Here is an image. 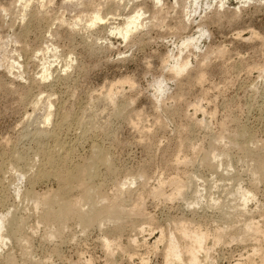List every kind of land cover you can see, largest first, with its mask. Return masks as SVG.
Segmentation results:
<instances>
[{"label": "rangeland", "instance_id": "rangeland-1", "mask_svg": "<svg viewBox=\"0 0 264 264\" xmlns=\"http://www.w3.org/2000/svg\"><path fill=\"white\" fill-rule=\"evenodd\" d=\"M91 1L0 0V195L6 201L0 203V215L24 219L25 233L17 244L6 239L0 258L9 252L18 264H164L169 235L179 238L185 227H199L211 244L207 257L199 253L202 264H262L264 235L236 232L249 222L264 231V175L254 173L251 159H239L228 136L244 125L251 134L249 146H258L264 155V71L258 74L264 67V0L201 3L193 11L188 0L158 5L95 0L102 15L103 3L110 1L107 21L88 27L86 4ZM140 3L163 13L150 19L144 12V24L126 39L109 32V25L120 26ZM199 24L206 27L200 40L180 46ZM218 47H224L222 55ZM166 53L173 60L163 61ZM178 55L190 63L174 76L169 65ZM42 63L50 71L44 79ZM199 72L203 80L197 82ZM157 80L164 81L160 91ZM109 84L117 92L103 111L97 100ZM122 101L127 102L123 112L113 115L109 109ZM47 111L51 120L69 111L68 126L59 136L72 145V162L87 159L92 143L108 149L115 173L106 176L101 168L102 203L114 202L124 212L95 213L85 229L72 218L54 232L42 222L41 208L22 199L29 187L36 194L57 187L54 179L30 184L29 172L26 177L14 172L22 166L14 162L15 154L35 160L37 142L50 144L35 134L40 127L52 128V122H41ZM96 117L102 129L87 130V118ZM211 148L229 153L211 161L214 172L201 164ZM11 162L18 163L12 164L14 170L7 169ZM190 173L194 183L188 188ZM239 185L256 192L244 208L233 194ZM170 193L172 198H166ZM185 197L192 202L185 203ZM220 207L230 214L221 215ZM216 230L222 236L218 243ZM160 232L162 242L156 246ZM103 235L111 240L107 247L101 244Z\"/></svg>", "mask_w": 264, "mask_h": 264}, {"label": "bare ground", "instance_id": "bare-ground-1", "mask_svg": "<svg viewBox=\"0 0 264 264\" xmlns=\"http://www.w3.org/2000/svg\"><path fill=\"white\" fill-rule=\"evenodd\" d=\"M160 1L161 0H151L152 4L154 5H158ZM188 1H189L188 3H189L190 11L195 10L198 7V5L201 3L204 7H208L214 1L218 2L220 6L228 2V0H188ZM237 1L245 2L246 0H237ZM15 4H17V2H15ZM98 4L99 3H96L95 0H92L91 2L86 4V7L88 8L87 10L88 12L87 21L89 23L88 27L95 26L102 22L105 24L107 21V19L105 18L106 17L105 14L107 13V11H109L108 8L110 6V1H105L103 3V8L105 10L104 15H102L99 9L96 8ZM142 4L143 3H140L132 14L125 16V18L123 19L124 21L120 26L109 25L108 27L109 32L110 33L116 32L122 37V39H126L131 34L136 32L139 29V27H141L144 24V22H142V20L145 18L142 17L144 12L149 13L150 19L153 18L156 19L163 13L161 12V9L157 6H152V5L150 7L145 6L146 8L144 9ZM232 12L233 11H231L230 13ZM179 24H181V22L178 23L177 25ZM205 31H206V27H204L202 24H199L197 26V30L195 33H191L190 35L185 36V38H183L182 41L180 40L181 41L180 46L183 45L194 46L193 44H195L200 40V35L204 34ZM216 51L217 54L222 55L224 52V47H218ZM208 55H209L208 53H205L204 58L208 57ZM164 56L165 57L163 58V61H169L168 58L173 60L174 58L173 56H171V53H166L164 54ZM189 63L190 62L187 58L179 59V55H178V60L174 63H171L169 65V69H171L173 75L176 76L180 74L185 69V67L189 65ZM9 66L11 67L12 63H10ZM66 67H68V62L63 63L62 65L63 70ZM259 70L260 71L258 74L261 75L264 73L263 72L264 67L263 68L260 67ZM39 71H40L41 79L46 78L47 75L50 74L49 68L45 66L44 63H42L41 69ZM194 79L197 82L203 80V73L199 72L194 77ZM196 81L194 83H196ZM163 82H164L163 80L156 81L157 91H160L163 88ZM112 85L106 87L101 92L100 97H98L99 99L97 100V105L100 106L103 111L108 110L109 100L112 99L114 92H117L116 90L117 88L116 89L113 88ZM36 103H37V99H35L33 105H35ZM49 104L50 103H48L47 108L50 107ZM126 104L127 102L122 101L118 104H115V106L109 109V111H111L113 115H119L123 112L124 108L126 107ZM84 110L87 111L86 108H83V111ZM59 112H63V111L60 110ZM68 112L66 111L64 113H61V115L51 120L50 118L51 113L50 111H47L46 114L42 117L41 122L43 124L48 123L49 121L52 122V128L50 127V129H47L46 127H42V128L40 127L38 130L35 131L36 132L35 134L37 136H42L43 138L45 137L47 140L50 141V144L48 145H45L46 143L45 141H44L45 143L43 141H40L42 143L37 142L38 147H36L37 149L35 151L36 152L35 154L38 155L39 157L38 159L30 160L29 158H27V156L25 157L24 153L21 152L15 154V156L13 157L14 162H18V163L20 162V165H22L21 168L16 169L14 172L17 173L16 174L17 176H21V177L23 176L26 177L25 174L29 172L30 176L28 177V179L30 184H33L43 179H54L55 182L57 183V187L55 189L44 193V194H48L47 196H39L44 194H36L34 193L33 189H31L30 187L25 189L22 195V199L26 201L29 200L30 203H32L33 208H41L42 222L45 223L46 225L52 226L54 232L62 229L66 224H68V221L72 218L76 219L78 223L81 225V227L85 229L93 224V215L95 213L98 212L107 213L110 210H113L115 212H124L126 210L124 207L114 204V202L102 203L104 197L101 195L100 192V188H101L100 184L103 181L102 179L103 177L100 178L101 168L104 169L103 172L106 174V176L110 175L111 177V175L115 173V169L113 168L112 161L107 153L108 152L107 148H106L107 149L106 152L105 149H103L102 147H100V145L97 144L98 142L92 143L93 145H90L92 146V148L89 149L91 150V153L90 155L88 154L89 156H87V159L85 160L83 159L82 161H79L78 159L79 162L78 161L75 162L76 160L72 162L71 157L73 156L72 155L73 147H71L72 145L68 146L69 144L66 145L67 143H64L63 141L64 139L62 140L61 137L59 136L60 131L69 121ZM83 114H85V112ZM131 118H129L130 121H133ZM133 118L135 122L136 117ZM139 119L140 118L136 119V121L137 120L139 121ZM86 124H87V126L85 125L87 127L86 129L87 130L90 129L92 130V132L102 129L101 120H98L97 117L87 118ZM188 128L190 127H187V129ZM250 132L252 133V131ZM250 135L251 134L248 133L244 125H237L235 127L234 132L231 133V135H229L228 138L230 145L238 149L240 154L239 159H251V164L254 165L255 167L254 173L256 175L257 174L264 175V155L261 153L262 151L258 149V146H256L257 148L255 147L256 149L251 148L252 144L251 146H249V143H251ZM262 148H264V146L260 147V149ZM218 155L222 157H227L229 156V153L226 151L219 152L214 148H211L209 153L203 156L201 164H203L209 170L211 169L214 172L216 170V165H214L211 161ZM81 159L82 158H80V160ZM12 162L10 164V167H7V169L10 168L14 170L12 164L13 165L18 164ZM190 162L191 161L189 160L185 161V163H188L189 165ZM99 178L102 180H100ZM192 178L193 177L191 173L187 175L188 181L185 185L186 187L189 188L188 185H190V183L192 184L194 183L193 182L194 180H192ZM121 183H123V181ZM180 189L181 188H178L175 194H179ZM192 190L194 192L197 191L196 187H194ZM150 193L152 194L153 192L150 191ZM197 193L198 192H196V194ZM233 194H235L237 198H239L241 202V204L240 203L239 204L240 206H242V208H244L245 204L255 197L256 192L251 188L243 187L239 185L234 188ZM3 195L2 194L0 195V203L5 201L4 200L5 197ZM137 196L140 197V195ZM172 196L173 194L170 193L166 195V198H172ZM183 200L187 204L192 202L187 197L183 198ZM52 202L55 203L54 206L51 205ZM141 202L142 200L140 201V199L137 198V203L139 204ZM211 203H212V199H209L207 204L210 205ZM220 208L222 210L220 212L221 215H225L226 217L227 213L230 214L228 208L226 209H223L222 207ZM138 211H141V209H138ZM23 228H24V219H22L21 217L16 215L9 216V212L0 215V247L2 244L5 243L6 239L9 240L13 239V241H15L16 244L19 243L22 240V235H25ZM217 230H216L217 236L214 238V241L216 243H218L222 239V236L217 232ZM249 231L251 233H256V234L261 233L262 235H264V231L261 230L258 227V225L253 222H249L245 224L244 227L240 228L236 233L239 235H245L246 233H249ZM157 238H156L157 241L156 246L162 242L161 232ZM184 241H186V243L184 247H182L181 243ZM208 241L209 238L207 232L203 231L199 227L192 229L185 227V229L182 230L179 238L170 234L168 241H166L163 245L162 254L164 256V264H202L201 259L199 258V253L202 252L205 257L208 256V250L210 249L211 246V244H209ZM109 243H111V240L109 239L108 236L106 235L101 236V244L104 247H107ZM254 250L255 249L252 248L251 252H253ZM260 260L261 263L264 264V253L263 255H261ZM0 262L1 264L4 263L18 264L16 263V260H14L13 256L9 252H6L4 255L1 256ZM144 263L145 262L142 263L141 260V264ZM240 264H246V263H240Z\"/></svg>", "mask_w": 264, "mask_h": 264}]
</instances>
